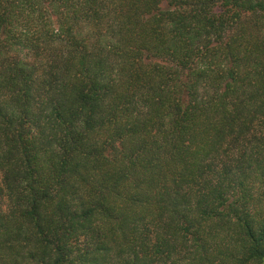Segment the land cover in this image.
I'll use <instances>...</instances> for the list:
<instances>
[{"label": "trees", "instance_id": "trees-1", "mask_svg": "<svg viewBox=\"0 0 264 264\" xmlns=\"http://www.w3.org/2000/svg\"><path fill=\"white\" fill-rule=\"evenodd\" d=\"M0 264H264V0H0Z\"/></svg>", "mask_w": 264, "mask_h": 264}]
</instances>
